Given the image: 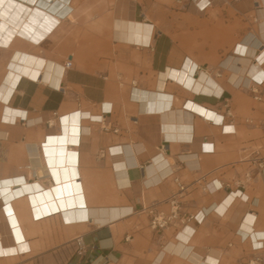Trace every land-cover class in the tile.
<instances>
[{
    "label": "crops",
    "instance_id": "crops-1",
    "mask_svg": "<svg viewBox=\"0 0 264 264\" xmlns=\"http://www.w3.org/2000/svg\"><path fill=\"white\" fill-rule=\"evenodd\" d=\"M16 1L58 21L0 41V264L264 260V0Z\"/></svg>",
    "mask_w": 264,
    "mask_h": 264
},
{
    "label": "bare ground",
    "instance_id": "bare-ground-1",
    "mask_svg": "<svg viewBox=\"0 0 264 264\" xmlns=\"http://www.w3.org/2000/svg\"><path fill=\"white\" fill-rule=\"evenodd\" d=\"M30 1H32V0H30ZM33 12H35V13L33 14ZM39 15L45 16L46 19H44L42 22V20L39 19ZM57 21L58 20L55 16H52V15L48 14L47 12L40 10L37 7L28 6L26 4L17 2L16 0H0V41L2 39L8 41V40H10V38L15 36L16 33L22 34L24 36H30L34 40H38L43 35L42 31L39 28H41L43 30H49V28L51 26H53V24ZM248 37H249V40L255 41L253 37L252 38H250V36H248ZM27 58H29V57L27 56L25 58V60L22 64V68L26 64ZM30 60H31V58H30ZM30 60H28V61H30ZM10 64H12V65L10 66V69H9L7 76L10 79V81L11 80L14 81L16 76H19V73H15V59L13 61H11ZM28 67H27V70L29 69ZM3 88H5V89L7 88V90H8L10 87L4 86ZM1 92H3V90H1L0 93ZM67 125H68V123H67ZM59 140L61 142L60 148L62 150H64V153H67V150L65 147L68 144V142L69 141L70 142L76 141L73 138H71V139L66 138L65 140H64V138H61ZM52 147H53L52 144H48L45 147V151H46L47 156H48V153L52 152L51 151ZM72 156H73V153L69 152L68 153V159H64L63 164L61 166L57 165V163L54 161V159H52V157H47V163H44L42 166L35 165V167L37 168V171H38V175L41 176L44 174H50L51 173L53 176H65L64 169L68 170V169L72 168V166H71L72 165Z\"/></svg>",
    "mask_w": 264,
    "mask_h": 264
},
{
    "label": "built area",
    "instance_id": "built-area-1",
    "mask_svg": "<svg viewBox=\"0 0 264 264\" xmlns=\"http://www.w3.org/2000/svg\"><path fill=\"white\" fill-rule=\"evenodd\" d=\"M225 3V0H208L207 3L201 7V8H196V11L199 13L204 14L205 13V7L208 5L211 6H220ZM70 62L67 61L65 63V67L70 66ZM261 81L256 82L255 84H260ZM251 92L253 94V98L259 102L264 104V92L258 90L256 87L251 88ZM225 115L231 116V112L229 110V107L226 108ZM221 124L223 122V117H221ZM260 128L262 129V132L264 134V114L262 118L260 119ZM179 187V192L184 190V186L182 184H178ZM178 196L175 193L171 199H170V213L165 215L163 212H157L153 208H147V212L150 215V227L154 230L156 229H161L166 227L168 224H170L173 220L178 218V213H179V202H178ZM181 218V217H180ZM246 264H264L263 256L261 255H253L250 257Z\"/></svg>",
    "mask_w": 264,
    "mask_h": 264
}]
</instances>
